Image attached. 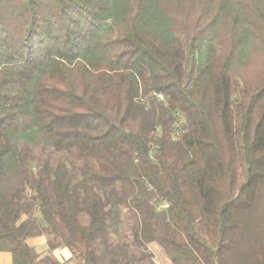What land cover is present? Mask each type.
I'll return each mask as SVG.
<instances>
[{
    "label": "trees",
    "instance_id": "obj_1",
    "mask_svg": "<svg viewBox=\"0 0 264 264\" xmlns=\"http://www.w3.org/2000/svg\"><path fill=\"white\" fill-rule=\"evenodd\" d=\"M153 242L264 264V0H0V252Z\"/></svg>",
    "mask_w": 264,
    "mask_h": 264
},
{
    "label": "crops",
    "instance_id": "obj_2",
    "mask_svg": "<svg viewBox=\"0 0 264 264\" xmlns=\"http://www.w3.org/2000/svg\"><path fill=\"white\" fill-rule=\"evenodd\" d=\"M29 243L35 247L36 251L40 254H45L49 250L47 240L44 237L39 236L30 238ZM53 254L62 263L71 258V253L67 248L56 249L53 251ZM0 264H13L12 254L10 252H0Z\"/></svg>",
    "mask_w": 264,
    "mask_h": 264
},
{
    "label": "rangeland",
    "instance_id": "obj_3",
    "mask_svg": "<svg viewBox=\"0 0 264 264\" xmlns=\"http://www.w3.org/2000/svg\"><path fill=\"white\" fill-rule=\"evenodd\" d=\"M132 220V217H130ZM149 249L153 255L152 261L156 264H172L169 259L166 258V256L163 254L162 249L160 246L153 242L149 245Z\"/></svg>",
    "mask_w": 264,
    "mask_h": 264
}]
</instances>
